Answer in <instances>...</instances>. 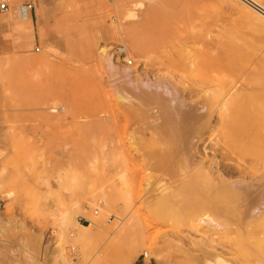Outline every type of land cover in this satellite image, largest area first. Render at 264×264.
Wrapping results in <instances>:
<instances>
[{"label":"rangeland","instance_id":"rangeland-1","mask_svg":"<svg viewBox=\"0 0 264 264\" xmlns=\"http://www.w3.org/2000/svg\"><path fill=\"white\" fill-rule=\"evenodd\" d=\"M1 1L0 264H264V196L200 166L264 185L262 12Z\"/></svg>","mask_w":264,"mask_h":264},{"label":"bare ground","instance_id":"bare-ground-1","mask_svg":"<svg viewBox=\"0 0 264 264\" xmlns=\"http://www.w3.org/2000/svg\"><path fill=\"white\" fill-rule=\"evenodd\" d=\"M247 3H249L248 5H252V6H254V7H256L260 12H262V14L264 15V7L262 6V5H260L257 1H255V0H245ZM245 2V3H246ZM246 3V4H247ZM250 5V6H251ZM253 7V8H254ZM255 9V8H254ZM257 9H255L256 11H257ZM12 15V19H13V17H14V19L16 18L17 19V21H22V20H28V21H30L29 20V17H28V14H27V12H26V10H25V7H20V11H18V12H15V13H13V14H11ZM11 19H8L7 21H10ZM7 21H5V22H7ZM4 23V21L3 22H1L0 21V24H3ZM7 24V23H6ZM126 30V29H125ZM128 30V29H127ZM120 32V31H119ZM124 33V32H123ZM127 34L131 37V40H132V42H133V44H136V41L134 40V36H133V33L130 31V30H128L127 31ZM105 48H102L101 49V53L102 54H104L105 53ZM164 85V84H163ZM159 89V88H158ZM166 89V88H165ZM161 90V89H160ZM234 92V91H233ZM160 94V93H159ZM225 106L227 105V103H228V100H226L225 102ZM181 106V105H180ZM196 116H197V114H196ZM189 117V116H188ZM197 117H199V115L197 116ZM184 118V117H183ZM206 118V117H205ZM201 119V118H200ZM199 118H198V120H200ZM182 121V120H181ZM194 121V120H193ZM197 122V121H196ZM195 123V122H194ZM201 123V122H200ZM191 124V123H190ZM182 125L183 126H186L187 125V122L186 121H184V122H182ZM183 126H182V128H183ZM190 126V125H189ZM188 126V127H189ZM193 127V126H192ZM184 129V128H183ZM186 129H189V128H186ZM188 132V131H187ZM190 134V133H189ZM186 135V134H185ZM190 147V146H189ZM199 147V146H198ZM191 148V147H190ZM189 148V149H190ZM201 150V149H200ZM206 150V149H205ZM204 150V152H203V164H200V166H202V168H203V176H205L206 178H209V179H212L213 178V176L216 174L217 176H216V178H215V180H214V184H215V187L216 188H220V187H224L225 185L226 186H237L238 184H244L245 185V187L246 188H244V190H247V191H245V192H248V193H250V194H252V195H254V197H257V198H259V197H263L264 196V185L262 184V183H247L245 180H241V181H238V182H232L231 180H230V178L228 177V176H232V175H235V174H246L247 172H243V171H240V170H238L237 168H235L234 170H231V171H225L224 169H221V166H220V163H219V161H218V159L214 156V157H211V156H209L208 154H207V152ZM208 150V149H207ZM197 153V152H196ZM207 159V161H205ZM211 161V163H209L208 164V162H210ZM213 163H215L216 165H215V167L212 165ZM232 169V168H231ZM227 170V169H226ZM249 173H253L251 170H249L248 171ZM213 181V180H212ZM130 202V200L129 201H127V203H129ZM213 245H215L214 244V242H212V241H209L208 239L206 240V242H205V244H204V246L206 247V246H213ZM217 256V259H218V261L219 262H221V263H223V261H225L224 259H223V257H221L219 254L218 255H216Z\"/></svg>","mask_w":264,"mask_h":264},{"label":"built area","instance_id":"built-area-1","mask_svg":"<svg viewBox=\"0 0 264 264\" xmlns=\"http://www.w3.org/2000/svg\"><path fill=\"white\" fill-rule=\"evenodd\" d=\"M25 8L28 9L29 11H35L37 8V0H30L26 5ZM9 10V4L6 1H1L0 2V12H6ZM123 48H118L116 50V54L115 56H122L124 51ZM130 63H132V61H130ZM149 257V253L147 251L144 252L143 254V263L144 264H148L147 263V259Z\"/></svg>","mask_w":264,"mask_h":264}]
</instances>
